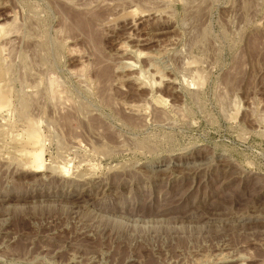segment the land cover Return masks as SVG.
I'll list each match as a JSON object with an SVG mask.
<instances>
[{
	"label": "rangeland",
	"instance_id": "374dc122",
	"mask_svg": "<svg viewBox=\"0 0 264 264\" xmlns=\"http://www.w3.org/2000/svg\"><path fill=\"white\" fill-rule=\"evenodd\" d=\"M0 26V264H264V0Z\"/></svg>",
	"mask_w": 264,
	"mask_h": 264
},
{
	"label": "bare ground",
	"instance_id": "6f19581e",
	"mask_svg": "<svg viewBox=\"0 0 264 264\" xmlns=\"http://www.w3.org/2000/svg\"><path fill=\"white\" fill-rule=\"evenodd\" d=\"M2 27L0 26V29H1ZM5 34V33H4ZM2 46V45H1ZM130 67V66H129ZM54 83V82H53ZM53 85V84H52ZM54 88V87H53ZM55 96V95H54ZM53 97V96H52ZM21 105V104H20ZM52 170H53V167H52ZM226 260V259H225Z\"/></svg>",
	"mask_w": 264,
	"mask_h": 264
}]
</instances>
